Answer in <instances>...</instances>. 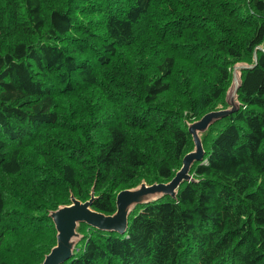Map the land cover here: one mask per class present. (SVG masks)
I'll return each instance as SVG.
<instances>
[{
    "label": "trees",
    "instance_id": "16d2710c",
    "mask_svg": "<svg viewBox=\"0 0 264 264\" xmlns=\"http://www.w3.org/2000/svg\"><path fill=\"white\" fill-rule=\"evenodd\" d=\"M255 54L193 180L124 234L80 223L62 264H264V0H0V264H42L73 198L169 183Z\"/></svg>",
    "mask_w": 264,
    "mask_h": 264
},
{
    "label": "water",
    "instance_id": "95a60500",
    "mask_svg": "<svg viewBox=\"0 0 264 264\" xmlns=\"http://www.w3.org/2000/svg\"><path fill=\"white\" fill-rule=\"evenodd\" d=\"M257 63V56L255 54L254 65H237L234 68L233 85L227 94V103L230 109L208 113L201 120L189 125V132L193 136L196 150L184 157L182 168L169 183L154 184L151 186L142 184L137 189L121 191L117 195V211L111 216H106L92 210L94 197L85 203L73 198L71 205L53 212L51 217L58 232L57 245L47 255L43 264H62L72 257L76 244L75 239L79 236L76 229L80 223H86L102 231L124 234L128 229L130 209L134 205L147 202L159 194L174 197L176 190L183 181L193 180V177L190 175V168L195 161H201L204 156V147L199 133L204 132L215 120L226 117L239 109V105L235 101L236 93L241 85V78L238 71L254 68Z\"/></svg>",
    "mask_w": 264,
    "mask_h": 264
},
{
    "label": "rangeland",
    "instance_id": "374dc122",
    "mask_svg": "<svg viewBox=\"0 0 264 264\" xmlns=\"http://www.w3.org/2000/svg\"><path fill=\"white\" fill-rule=\"evenodd\" d=\"M120 193V192H119ZM156 197V196H155ZM80 238H79V236L75 239V243H77L78 242V240H79ZM0 257H8V253L5 251V250H2L1 252H0ZM9 258H11L12 260H15V261H20L21 259H15V256L12 258L11 256H9ZM43 264V263H42Z\"/></svg>",
    "mask_w": 264,
    "mask_h": 264
},
{
    "label": "bare ground",
    "instance_id": "6f19581e",
    "mask_svg": "<svg viewBox=\"0 0 264 264\" xmlns=\"http://www.w3.org/2000/svg\"><path fill=\"white\" fill-rule=\"evenodd\" d=\"M86 48V47H85ZM84 50V49H83Z\"/></svg>",
    "mask_w": 264,
    "mask_h": 264
}]
</instances>
